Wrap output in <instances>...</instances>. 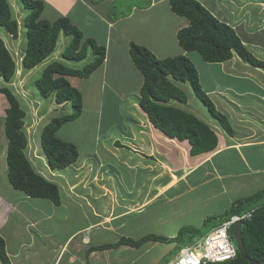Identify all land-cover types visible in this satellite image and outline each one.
<instances>
[{"label":"rangeland","instance_id":"rangeland-1","mask_svg":"<svg viewBox=\"0 0 264 264\" xmlns=\"http://www.w3.org/2000/svg\"><path fill=\"white\" fill-rule=\"evenodd\" d=\"M145 2L147 3L148 0H116L113 7L127 14L128 12L126 11L131 6L144 5ZM45 3L47 8L48 2L46 1ZM61 9L60 7L57 11ZM142 15L145 25L143 27L147 33L153 30L159 31L160 22H157L158 20L154 16L138 13L135 16V20L139 17L142 20ZM128 21L124 22L126 27L122 30L126 34H136ZM167 24L169 23L164 22V25ZM22 34L26 36L25 27ZM263 37L264 35L249 34L246 39L243 38V41L247 43L249 50L254 56L264 60ZM149 39L152 42L163 43L164 47L166 46L165 49L157 52L159 58L175 55L178 52L176 40L172 39L169 34L156 33L152 34ZM10 41L9 39L6 42L9 43ZM156 45L153 44L152 46ZM110 60H114L112 55ZM205 64L210 66L209 71L208 69L205 71L202 69L205 66L199 67L200 79H202L204 87L207 85V81L211 79L216 80L218 83L229 84L240 91L250 90L256 94L255 96H253L254 94H245L239 100L230 97V102L226 103L224 98L229 97L231 93L233 95L235 88H231L230 92L227 91V88L222 93L218 91L209 93L210 100L214 105L216 104V109L226 116L233 132H239L243 125L242 123L248 121H243L244 117L242 119L239 118L236 104L249 108L248 110H255L264 116L263 102L254 101L257 96H264V89H257L256 86H251V82L247 83V81H251L248 78L249 73L250 75L253 73L248 64L236 59L229 66H226L225 70L227 68H232V70L226 71L224 75L221 74L220 64ZM111 65H107L106 70L107 73L112 71L113 73L107 79L105 77V81L114 85L116 87L115 90L119 93L125 91V88H130V83L122 79L125 69L130 68L129 58L122 59L120 62H113ZM255 74L256 78L262 81L260 76H263L264 73L258 76V71H255ZM28 76L26 80L20 83L19 87L17 85L19 80H17L16 87L23 100L28 99L26 105L31 108L33 105L37 106L32 99L40 96L35 87V81L38 79L37 75L33 74L29 78L30 82H27ZM100 76L101 74L97 73L92 77L91 83L88 80H84L78 85V89L84 97L83 105L85 109L75 121L64 124L57 132L58 137L73 143L79 153L77 161L65 170L60 171V175L57 178L50 175L52 172H50L39 145L41 130L47 122L51 121L49 118L55 113L45 118L39 117L38 119L28 117V115L24 117V127H27H25L24 133L28 140V146L24 149L25 154L32 168L38 174H41L50 182L58 183L61 200L59 206H54L47 199L26 197L10 186L7 180V165L5 161L7 141L3 131L4 111L8 108V104L6 98L0 94V167L4 169L3 173L0 174V196L3 195L6 197L5 199L17 203V211L9 217L8 223L3 228V237L10 251L13 250L19 254L25 253L21 243L32 241V244L34 243L39 249V253L36 255L41 257L44 255L45 257L46 251H44L42 246H47L48 243L53 242L63 244L73 231L86 228L83 232L77 233L68 243L70 244L69 250H71L76 243L80 242L81 237H84V235L92 239L90 243L84 237L86 245L83 246L80 252L78 251L79 255L76 254L80 262L86 264L84 255L90 246L114 244L120 237H127L134 241L148 235L172 239L178 234L180 235L179 231L181 232L183 228L190 227L197 229L199 236L203 238L217 228L222 222L221 220H223H211L204 223L207 217L223 215L235 200L248 197L255 194L258 190L264 189V152H260L253 162L247 164V159L241 157L242 155H248L249 152L253 153V149L240 152L232 150L225 154L222 153L223 155H218L217 152L216 154L190 157L188 155L190 147L186 142L178 143L176 139L167 138L154 130H150L154 139L148 142L149 136L139 132L140 130H145L146 127L141 118H139V114H142L139 98L136 100L134 108L128 107L129 110L126 109L125 104H120L118 106L119 110H117V105H113L110 108V99L101 93L102 82ZM9 85L10 83L8 82L0 81V87ZM179 85L191 99L186 104L179 105L177 102H170L166 105L182 107L183 110L190 112L207 124L214 131L217 138L220 136L224 138V144L222 143L221 146H230L229 141L237 146L245 145L246 143L248 144L247 141L250 139H261L264 136L263 132V136L260 134L246 140L242 139V137L236 138L234 133L231 136L228 135L218 122L212 118L203 103L194 96L191 87L188 84ZM18 100L21 102L20 105L24 107L23 101L20 98ZM66 105L69 108V104ZM56 107L55 111H58L56 114L59 117L66 112V109H61L60 106L56 109ZM123 107L125 108L123 109ZM224 107L225 109H223ZM98 119L99 122L102 121L103 127H112L111 134L109 136L105 134L107 137L102 140L99 135L101 134L102 137L103 134L99 129H95L96 126L93 123L96 120L98 121ZM136 121H139V123L136 124ZM120 124H123V128H121ZM249 126L251 128L255 126L259 128L257 123ZM128 127H131V130ZM123 129L127 133L131 131V135L124 134L122 132ZM240 131L244 130L240 129ZM136 132L137 134H135ZM144 132H148V130ZM117 140H120L125 147L118 148L115 143L111 144ZM106 143H109V146L113 145L111 149L108 150ZM104 144L106 150L102 149ZM179 153L183 154V160H181ZM244 164H247L254 171L253 175L247 173L248 167ZM78 166H80L78 170L80 169L81 172H84L85 178L80 179L84 183L81 184L82 181L79 180L81 175H78V172H76V180L78 181L74 182L75 184L66 182L65 180H73L72 169ZM181 174L182 176H180ZM153 180H156L155 186L151 184ZM85 182L87 183L85 184ZM72 185L75 186V189L69 188ZM148 185H150V188ZM152 186L155 188L151 189ZM148 190L151 191L149 193L151 198L142 200L147 195ZM161 191L169 192L159 198L154 197L155 193H160ZM155 198L157 199L155 200ZM139 200L144 204L141 205ZM146 202L152 204L146 207L144 206ZM129 212L134 214H129ZM120 213V217H123L124 214L123 218H118ZM116 217L117 219H115ZM182 238L186 240L189 236L185 234ZM72 242L73 245H71ZM183 246L177 241L167 243L166 241H149L138 248L120 246L115 249L98 251L95 256H91L92 259L89 260V263L167 264L179 255V249ZM22 261L26 262V258ZM0 264L2 263L0 262ZM60 264H68L67 258H63Z\"/></svg>","mask_w":264,"mask_h":264},{"label":"trees","instance_id":"trees-1","mask_svg":"<svg viewBox=\"0 0 264 264\" xmlns=\"http://www.w3.org/2000/svg\"><path fill=\"white\" fill-rule=\"evenodd\" d=\"M21 1L24 9L29 10L24 18L27 42L21 60L23 69L31 70L43 63L55 50L61 32L71 37L69 45L61 55L64 60L78 62L85 59L88 53L93 56V60L82 69H72L60 62L50 63L35 81V87L42 99L51 98L56 105L70 104L72 108L70 114L52 118L41 130L40 145L47 165L51 170L61 171L73 165L79 153L73 143L59 138L57 132L64 124L75 121L85 109L81 92L70 84L68 77L89 78L103 65L106 50L93 39L85 38L82 32L66 18H58L53 22L43 20L41 1ZM168 3L174 15L188 21L187 26L176 34L178 46L183 52H195L202 61L210 64H221L230 61L235 56L252 68L264 69V61L254 56L234 30L218 21L197 0H169ZM0 28L12 38L17 39L18 24L12 18L7 0H0ZM128 47L130 60L143 78L139 89V106L154 129L167 138L180 142L186 141L190 146L189 154L192 157L210 153L217 148L218 138L207 124L183 108L166 105L170 101L179 104L187 103V94L179 86L181 83L188 84L194 96L203 103L212 118L228 135H233L234 132L226 116L216 109L203 91L198 72L187 57L178 55L157 59L144 46L129 43ZM15 71L16 65L0 38V79L4 82L11 81ZM0 94L6 98L8 104L5 110L3 131L7 140L5 161L10 186L26 197L47 199L54 206H59L61 204L59 187L38 174L25 154L24 149L27 147V137L23 130L25 111L8 88L0 87ZM120 125L123 128V124ZM99 127L100 132L104 131L105 127ZM122 132L131 135V131L127 133L123 129ZM114 143L118 148L125 147L120 141ZM248 215L249 219L242 220L241 230L248 260H244L237 252L233 259L217 264H250L249 261H253L254 264H264V189L248 197L235 200L223 215L209 216L204 223L223 219L218 226L220 227L231 217L241 218ZM232 231L231 226L229 228L230 238ZM179 233L178 237L172 239L148 235L134 241L127 237H120L114 244L90 246L85 252L84 259L86 264H90L91 253L120 246L138 248L149 241H166V243L177 241L184 245L179 249L181 250L201 238L197 229L190 227L183 228ZM185 234L189 236L186 240L182 238ZM0 262L11 264L7 256L5 240L1 235ZM73 264L82 263L77 259Z\"/></svg>","mask_w":264,"mask_h":264},{"label":"crops","instance_id":"crops-1","mask_svg":"<svg viewBox=\"0 0 264 264\" xmlns=\"http://www.w3.org/2000/svg\"><path fill=\"white\" fill-rule=\"evenodd\" d=\"M38 1H41V0H38ZM46 1L48 2L47 8H46V3H45ZM115 1L116 0H45V2H43V0L41 1L43 4V10L41 13V18L43 20H46L48 22H53V21L57 20L58 18H66L72 25L76 26L82 32V34L84 35L85 38L93 39L98 45L104 47L106 50V52H105L106 58L104 60L103 65L98 70H96L89 78L80 79L77 77H68V81L70 82V84L74 88L79 90L78 85H80L84 80H88L91 83L92 77L95 74L100 73L101 74L100 80L102 82L101 93L105 94L108 97V99H110V101H109L110 108H112L113 105H117V107H118L120 104H122V105L125 104L126 105L125 107L127 110H129L128 109L129 106L134 108V106L136 104V100L138 98L140 99L139 89H140L141 84L143 82V78L138 73V71L135 69V67L133 66V63L130 60V57L128 54V48H129L128 44L129 43H135V44H138L140 46L146 47L157 59H165L168 57H175V56H178L180 54L187 57L195 66V68L198 72V75H199L200 85H201L203 91L205 89L204 92L206 93V95L208 97H210L209 93L211 91H213V92L218 91V92L222 93V91L224 89L228 88L227 91L230 92L229 90H231V88H235V87L230 86L229 84L221 83V82L218 83L216 80H211V79H209L207 81V85L204 87L202 79H200L199 67L205 66L202 69L204 71L206 69H208V71H209L210 66H206L207 64H205L204 61H202L201 57L195 52H183L180 49V47L178 46L177 47L178 52H176L175 55H171V56L169 55V56H166L163 58L162 57L159 58L157 56V52L160 50L162 51V49H165L166 46L164 47L163 43L150 41V39H149L150 36H152V34H156V33L157 34H169V36L172 39L174 38L176 40L177 32L180 29L185 28L188 24V21L186 19L178 17L171 12L170 6L168 3L169 0H148V2L147 3L145 2L144 5H139V6L133 5L130 7L129 10L126 11V12H128L127 14L122 13V11L117 10L116 7H113V4ZM197 1L202 6H204L205 9H207V11L212 16H214L218 21L226 24L231 29H233L234 32L241 38L242 41L244 40L243 38L246 39L249 34H256L257 36H259V35L263 36L264 35V0H197ZM7 2H8V5L10 4L9 8L11 10L12 18L14 20H16V22L18 24V37H17V39L12 38L9 34H7L3 29L0 28V38L3 41L6 49L10 53L15 65H16L15 75L12 78V80L8 82V83H10V85L6 86V88H8L17 99L20 98L23 101L25 108L23 106H21V107L25 111V116L28 115V117H31V118L35 117L36 119H38L39 117L45 118V117H48L50 114L55 113L53 116H50L51 118H49V119L55 118L58 116L56 114V112L58 113V111H55L56 104L54 103L53 99H51V98L42 99L41 97H39V98L35 97L34 99H32V101L35 104H37V106L35 107L33 105L34 108H32L33 106L31 108H29L26 105V102L28 99L23 100V98L21 97V94L18 91V88L16 87V81L19 80V82L17 84L19 87L20 83H22L24 80H26L27 75H29L27 78L28 79L27 82L28 81L30 82L29 78L33 74H36L37 77L39 78L41 75V71L48 64L53 63V62H60V63L66 65L67 67L72 68V69H82L85 65H87L88 63H90L93 60V56L91 55V53H88V55L85 59L78 61V62L64 60L61 57V55H62V52L64 51V49L69 45L71 37L67 36L63 32H61L58 39H57V44H56L55 50L51 53V55L43 63H41L39 66H37L36 68L31 69V70L23 69V67L21 65V60H22V57L25 53L27 38L22 33H23L24 27H25L24 26V18L29 13V10L24 9L21 0H7ZM60 7L62 9L60 11H57V9ZM168 12H169V14H168ZM120 13H122V14L117 16ZM138 13L139 14L142 13V14H145L147 16H154L158 20L157 22H160L159 31L153 30V31H150L149 33H147L143 27V26H145L143 23V15L141 16L142 20H140V17L138 19H136L137 21L135 20V16ZM127 21L132 25L133 31L136 34H126V32L122 30V29H124V27H126L124 22H127ZM164 22L169 23V24L164 25ZM141 29H143V30H141ZM9 39L11 41L9 43L6 42ZM175 43H177V40ZM153 44H157V45L152 46ZM244 44L248 47L247 43L244 42ZM177 45H178V43H177ZM111 55L114 58V60H110ZM125 58L126 59L129 58L130 68L125 69L126 71L124 72L122 79L125 81H128L131 86H130V88H125L124 89L125 91H122L121 93H119L118 91L115 90L116 87L112 84H108L104 78L106 77V79H107V77H109V75L111 73H113V71L107 73V70H106L107 65H109V64L111 65V63H113V62H120L122 59H125ZM236 59H237V57L234 56L230 61L224 62V63L219 65V67H221V74L222 75H224V73L226 71L232 70V68H229V69L227 68V70H225V69H226V66H229L232 62L236 61ZM261 60H263V59H261ZM109 62H111V63H109ZM201 63H204V64H201ZM111 66H115V65H111ZM117 69H119V68H117ZM251 69L253 70V73L251 75L249 73V75H248V78L251 79V81H247V83L251 82L250 83V84H252L251 86H254V87L256 86L257 89H262V88L264 89V75L260 76V78L262 80V81H260L259 78H256V74H255V71H258V76H259V74L264 73V70L252 68V67H251ZM100 71H104V72H100ZM21 77H22V80H21ZM181 85L184 86L185 84H181ZM81 94H82V92H81ZM245 94L246 95H251V94L253 95L254 94L253 96L256 95L255 93H252L250 90L249 91H243V90L240 91L239 89L235 88L233 91V95L231 93L229 97H226L224 99L226 100V103H227V102H230V100H229L230 97H234L236 100H239V98H241V96H243ZM82 96H83V94H82ZM187 97H188V100L191 99L188 95H187ZM255 99H254V101L259 100L260 102H263V104H264V96L263 95H259V97L257 96V98H255ZM83 100H84V97H83ZM130 102H132V103H130ZM58 106H60L61 109H64V110L66 109V112L62 113L60 116H63L65 114H70V109H72L70 104H69V108H67L68 105H63V106L57 105L56 109L58 108ZM215 106H216V104H215ZM218 106L220 107V105H218ZM125 107H123V109ZM236 107H237L236 109L238 110L239 118L242 119L244 117L243 121L248 120L245 123H242L243 125L240 128L241 130L243 129L244 131H240V129H239V132H237V133L234 132L236 138L242 137V139L248 140L251 137L254 138L260 134L263 136V132H264V128H263L264 116H263V114L256 112L255 110H248L249 108H245L244 106H239L238 104H236ZM223 109H225V107ZM117 110H119V107L117 108ZM135 112H136V110H135ZM139 118H141V121L144 122V124L146 125L145 130H148V132H144L145 130H140L139 132L147 134L149 136L148 142H151L154 139V137H153L150 130H152V131L154 130V131L158 132L159 134H160V132L153 128V126L149 123V121H148V119H147V117L143 111H142V114H139ZM98 122H99V119H98V121L96 120L95 122H93L94 125L96 126L95 127L96 130H98L100 128L99 126H102V121H100L99 123ZM251 122H254V123H251ZM135 123L137 124V123H139V121L138 122L136 121ZM256 123H257V126L259 125V128L256 126L254 128H251L249 126L251 124H256ZM25 127L23 128L24 131H25ZM129 128L131 130V127H129ZM111 129H112V127H105L104 131L101 132L103 134L102 137L100 134L99 138L102 140L103 138L109 136L111 134ZM105 134H107V136H105ZM135 134H137V132ZM261 139H252V140L250 139L247 141L248 144L246 143L245 145H242L241 143H239V144H241L239 146H237V145L231 143V141H229L230 146L229 145L221 146L222 143L224 144V138L222 136H220V137H218L217 148L214 151L207 153V154H214V153L216 154L218 152L217 153L218 155H223V154L228 153L232 150L235 152H236V150L238 152H240L242 150L253 149L254 150L253 153L249 152L248 155H245V156L242 155V157H241V158H246L247 164H248V163L253 162L255 157L260 152H262V153L264 152V136ZM64 141H67V140H64ZM117 141H120V140H117ZM176 141L178 143L180 142L178 140H176ZM113 143L114 142H112L111 144H113ZM39 145H40V142H39ZM106 145H107L108 150L111 149V147L113 146V145L109 146V143H106ZM27 146H28V140H27ZM102 149L106 150L105 144L102 146ZM109 153H107V154H109ZM203 155H205V154H203ZM179 156L182 158L181 160H183V154L179 153ZM199 156H202V155H199ZM199 156H197V157H199ZM211 156H213V155H211ZM260 157H261V155H260ZM184 161H185V159H184ZM244 163H246V162H244ZM247 164L246 165L244 164L246 167H248L247 173H250V175H253L252 173L254 171ZM0 166H1V163H0ZM80 166H81V164H80ZM80 166L72 169V173L74 174L73 180H71V181L65 180L66 182H68V183L69 182L70 183L75 182L76 183V181H78V180H76V177H77L76 172H78V175H81L79 180L82 178H85L84 172H81L80 169L78 170V168ZM196 170H198V169H196ZM199 170H201V169H199ZM3 171H4V169L2 167H0V174H2ZM50 172H52V174L50 173V175L54 178H57L60 175L59 174L60 171H57V170H50ZM180 176H182V174ZM92 179H93V177H92ZM80 181H82V180H80ZM89 182H90V179H89ZM52 183H55L58 186V183H56V182H52ZM83 183L84 182L82 181L81 184H83ZM86 183L87 182H85V184ZM155 183H156V180H153V182H151V184L153 186H155ZM81 184H79V185H81ZM148 186L150 188V185H148ZM153 186L151 189L155 188V187L153 188ZM69 188L75 189V186L72 185V187H69ZM167 192H169V191H161L160 193H155L154 197L159 198V197L165 195ZM149 193H151V191L148 190L147 195L145 197H143L142 200L146 199V198L149 200L151 198V195H149ZM2 196H0V221L2 220L0 222L1 223L0 235L4 239L3 228L8 223L9 217L11 215H14L15 212L17 211V209H16L17 203L15 201L5 199L6 197H4V196L2 197ZM157 198H155V200ZM139 202H141V201L139 200ZM142 204H144V203L141 202V205ZM151 204H150V202H146L144 206L147 207V206H150ZM129 214H134V213L129 212ZM129 214H127V215H129ZM120 216H121V213L118 214V218ZM123 217H124V214H123ZM123 217H120V218H123ZM115 219H117V217ZM104 224H106V223H104ZM85 229L86 228L73 231L71 233V235L68 236V238L66 239V241L63 244H60V243L58 244L56 242H53V243H48L47 246H42L44 251H46L45 257H44V255H43V257L36 255L37 253H39V249L35 246L34 243L32 244V241H30L28 243L22 242L21 247L25 250V253L19 254L18 252H15L13 250L10 251L9 246H7L6 240L4 239L5 244H6L7 256L9 258L11 264H60L62 259L65 257L67 258L68 264H73L78 259L76 257V254L79 255V252L82 250L83 246L86 245L84 243V239L87 238L90 243H91L92 239L90 237H88L87 235H84L85 238L81 237L80 242L76 243L74 245L73 249H71V250H69L70 244H68V243L77 233L83 232ZM72 241H74V240H72ZM71 245H73V242L71 243ZM96 253L97 252L91 253L90 259H92L91 256L92 255L95 256ZM25 258H26V262H23L22 260H25Z\"/></svg>","mask_w":264,"mask_h":264},{"label":"built area","instance_id":"built-area-1","mask_svg":"<svg viewBox=\"0 0 264 264\" xmlns=\"http://www.w3.org/2000/svg\"><path fill=\"white\" fill-rule=\"evenodd\" d=\"M244 218L249 219V215L233 217L194 244L182 248L179 256L169 264H214L233 258L236 255V248L229 237V228Z\"/></svg>","mask_w":264,"mask_h":264},{"label":"water","instance_id":"water-1","mask_svg":"<svg viewBox=\"0 0 264 264\" xmlns=\"http://www.w3.org/2000/svg\"><path fill=\"white\" fill-rule=\"evenodd\" d=\"M242 226H243V223L241 221L233 225L232 240L237 248V252L241 255V257L244 260H248V257L246 255L245 246L242 241V235H241ZM249 262L250 264H254L253 261H249Z\"/></svg>","mask_w":264,"mask_h":264},{"label":"clouds","instance_id":"clouds-1","mask_svg":"<svg viewBox=\"0 0 264 264\" xmlns=\"http://www.w3.org/2000/svg\"><path fill=\"white\" fill-rule=\"evenodd\" d=\"M0 81L4 82L2 79H0ZM179 84H181V83H179ZM176 85H178V83H176ZM170 102H173V101H170ZM170 102H169V103H170ZM167 104H168V103H167ZM5 110H6V109H5ZM4 112H5V111H4ZM149 123H150V122H149ZM150 124H151V123H150ZM6 141H7V140H6ZM185 142H186V141H185ZM188 145H189V144H188ZM189 147H190V146H189ZM189 149H190V148H189ZM188 154H189V152H188ZM189 156H190V154H189ZM190 157H192V156H190ZM46 163H47V162H46ZM50 170H51V169H50ZM64 170H65V169H64ZM234 217H237V216H234ZM231 218H233V217H231ZM230 220H231V219H230ZM230 220H228V221H226V222H229ZM226 222H224V223H226ZM238 222H240V221H238ZM241 222H242V221H241ZM224 223H222V224H224ZM236 223H237V222H236ZM242 223H243V222H242ZM233 225H234V224H233ZM233 225H232V230H233ZM218 228H219V227H218ZM215 229H216V228H215ZM213 230H214V229H213ZM232 232H233V231H232ZM229 237H230V234H229ZM230 239L232 240V235H231V238H230ZM199 240H200V239H199ZM197 241H198V240H197ZM232 242H233V240H232ZM88 243H89V242H88ZM233 245L235 246L234 242H233ZM235 248H236V246H235ZM178 253H179V252H178ZM236 253H237V248H236ZM178 256H179V255H178ZM178 256H177V257H178ZM235 256H236V255H235ZM235 256H234V257H235ZM177 257H176V258H177ZM234 257H233V258H234ZM176 258H173L170 262H172V261L175 260ZM233 258L226 259V260H223V261H221V262H224V261H227V260H231V259H233ZM170 262H169V263H170ZM169 263H168V264H169ZM218 263H220V262H218ZM214 264H215V263H214ZM216 264H217V263H216Z\"/></svg>","mask_w":264,"mask_h":264}]
</instances>
